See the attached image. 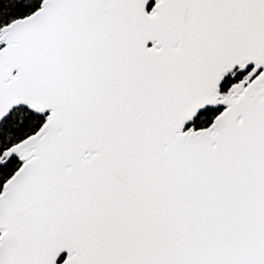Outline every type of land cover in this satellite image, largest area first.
Here are the masks:
<instances>
[{
  "label": "snow or ice",
  "instance_id": "obj_1",
  "mask_svg": "<svg viewBox=\"0 0 264 264\" xmlns=\"http://www.w3.org/2000/svg\"><path fill=\"white\" fill-rule=\"evenodd\" d=\"M0 264H264V0H0Z\"/></svg>",
  "mask_w": 264,
  "mask_h": 264
}]
</instances>
